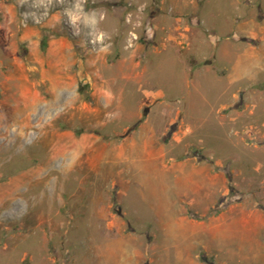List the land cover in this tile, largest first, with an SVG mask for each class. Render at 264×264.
<instances>
[{
	"label": "rangeland",
	"instance_id": "obj_1",
	"mask_svg": "<svg viewBox=\"0 0 264 264\" xmlns=\"http://www.w3.org/2000/svg\"><path fill=\"white\" fill-rule=\"evenodd\" d=\"M0 264H264V0H0Z\"/></svg>",
	"mask_w": 264,
	"mask_h": 264
},
{
	"label": "trees",
	"instance_id": "obj_2",
	"mask_svg": "<svg viewBox=\"0 0 264 264\" xmlns=\"http://www.w3.org/2000/svg\"><path fill=\"white\" fill-rule=\"evenodd\" d=\"M42 46H43V43H42Z\"/></svg>",
	"mask_w": 264,
	"mask_h": 264
}]
</instances>
